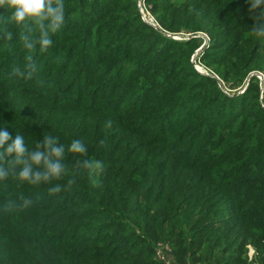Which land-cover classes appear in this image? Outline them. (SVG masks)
I'll return each mask as SVG.
<instances>
[{
  "label": "trees",
  "instance_id": "trees-1",
  "mask_svg": "<svg viewBox=\"0 0 264 264\" xmlns=\"http://www.w3.org/2000/svg\"><path fill=\"white\" fill-rule=\"evenodd\" d=\"M64 3L46 52L26 50L25 28L0 9V131L30 151L58 137L69 168L39 186L0 181V264H166L164 246L176 264H264V107L251 76L264 74V40L249 33L248 0H146L163 31L211 34L199 61L221 82L251 76L231 95L194 68L201 39L166 37L137 0ZM29 55L38 75L11 76ZM73 140L86 156L67 151ZM82 159L103 169L95 185L84 171L68 189ZM21 195L29 208L2 210Z\"/></svg>",
  "mask_w": 264,
  "mask_h": 264
},
{
  "label": "clouds",
  "instance_id": "clouds-1",
  "mask_svg": "<svg viewBox=\"0 0 264 264\" xmlns=\"http://www.w3.org/2000/svg\"><path fill=\"white\" fill-rule=\"evenodd\" d=\"M249 15L253 25L250 35L264 40V0H248ZM0 9L11 10L10 20L17 26H23L25 32L21 34L23 47L30 53L37 45L41 52H46L53 44L52 34L57 33L65 21L64 0H0ZM8 23V20H4ZM34 33H38L35 36ZM11 39L12 33H6ZM27 63L22 70L13 67L10 75L32 80L39 73L38 65L32 55L26 57ZM112 121H106V127H111ZM68 152L81 156L87 155V147L80 140H73L67 148ZM66 148L59 142L58 137L45 134L38 141L34 150H29L24 137L17 133L13 139L9 132L0 131V181H6L10 176L19 183L33 186L60 180L69 175V168L64 163ZM103 162L96 159H82L77 161L71 171L67 188L75 183L77 175L86 171L90 182L95 185V177L102 171ZM62 191L57 184L48 189L49 195ZM31 198L20 196L19 200H8L3 205V211H23L32 205Z\"/></svg>",
  "mask_w": 264,
  "mask_h": 264
},
{
  "label": "built area",
  "instance_id": "built-area-1",
  "mask_svg": "<svg viewBox=\"0 0 264 264\" xmlns=\"http://www.w3.org/2000/svg\"><path fill=\"white\" fill-rule=\"evenodd\" d=\"M138 9H139V12H140V16L143 18V20L148 25H150L154 29H158V27H160L159 23L155 20L154 17H152V15L150 13V10H149V7L147 6L146 0H138ZM190 36L191 35H184L183 36V35L179 34L177 37L174 36V35L173 36L171 35L170 37H173V40L175 39V40H178V41H187V40H190L192 38V37L190 38ZM196 38H198V37L196 36ZM203 39L205 40V42L198 49V51L196 52V55H194V57H193L194 65H195V67H197V69H199L200 73L203 71V68L200 66L201 64H198L197 61H195V57L196 56L198 58L200 57V55H201L200 53L203 52L204 48L208 47L209 41H210L209 38H203ZM255 76L259 80V83H261L260 100H261L262 106L264 107V74H262V73L261 74H256ZM248 82L249 81L246 82V85H245L244 89L239 91V94H243L244 93V91L247 89V87L249 85ZM226 95H227V93H226ZM166 254L170 255V248L168 246L161 247V249L158 250V253H157L158 259H160L161 261L166 263V259H165V255Z\"/></svg>",
  "mask_w": 264,
  "mask_h": 264
},
{
  "label": "rangeland",
  "instance_id": "rangeland-1",
  "mask_svg": "<svg viewBox=\"0 0 264 264\" xmlns=\"http://www.w3.org/2000/svg\"><path fill=\"white\" fill-rule=\"evenodd\" d=\"M138 1V0H137ZM137 8H138V5H137ZM138 11H139V9H138ZM140 13V12H139ZM153 17V16H152ZM154 18H155V16H154ZM155 20L158 22V20H157V18H155ZM142 21L145 23V24H147L144 20H143V18H142ZM148 25V24H147ZM150 26V25H149ZM153 28V27H152ZM158 30L162 33V34H164L166 37H169V38H171V39H173V37H170L171 35L173 36H178L179 34H169L168 32H165V31H163L160 27H158ZM180 35H191L190 36V38L191 37H198L199 39H201V40H199V42L200 43H204L205 42V40L203 39V38H209L210 39V41H209V44H210V42L212 41L211 40V38H212V36H211V34H207V33H203V32H200V31H198V32H185V33H181ZM178 41V40H177ZM188 41V40H187ZM202 41V42H201ZM197 51H198V49H197ZM196 51V52H197ZM205 50L203 49V52H204ZM196 52H195V54L194 55H196ZM203 52H201L200 54H202ZM194 55L191 57V62L193 63V66H194V68H196L197 69V67H195V65H194V61H193V57H194ZM200 58V57H199ZM199 58L196 56L195 57V61H197V63L198 64H201L200 66L203 68V71L201 72L202 74H204V75H207V76H209V75H212L213 77H215L218 81H219V84H220V87L222 88V90H223V92L226 94H228V95H231V94H239V91L240 90H243L244 89V87H245V85H246V82L247 81H250V77L251 76H255L256 74H263V72H261V71H257V72H254V73H252L251 74V76L249 77V78H247L246 80H245V82H244V85L242 86V87H239V88H235V87H232V86H229V85H227V84H224V82H221L220 80H219V78L217 77V75L212 71V69H208L207 67H205L202 63H199L200 61H199ZM198 71H199V69H197ZM200 72V71H199ZM206 72V73H205ZM256 77V76H255ZM249 83V82H248ZM250 84V83H249ZM242 92V91H241ZM254 255H255V247H254V245L252 244V243H249L248 244V246H247V249H246V257H250L251 259L254 257ZM165 259H166V263L167 264H176V262H175V259L174 258H172V256H170V255H168V254H166L165 255Z\"/></svg>",
  "mask_w": 264,
  "mask_h": 264
}]
</instances>
